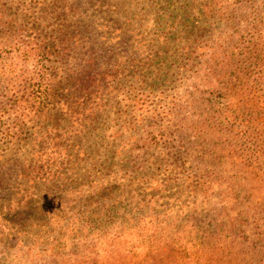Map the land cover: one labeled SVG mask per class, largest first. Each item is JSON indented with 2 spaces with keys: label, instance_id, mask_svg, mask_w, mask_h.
<instances>
[{
  "label": "rangeland",
  "instance_id": "1",
  "mask_svg": "<svg viewBox=\"0 0 264 264\" xmlns=\"http://www.w3.org/2000/svg\"><path fill=\"white\" fill-rule=\"evenodd\" d=\"M222 231L264 251V0H0V264Z\"/></svg>",
  "mask_w": 264,
  "mask_h": 264
},
{
  "label": "trees",
  "instance_id": "2",
  "mask_svg": "<svg viewBox=\"0 0 264 264\" xmlns=\"http://www.w3.org/2000/svg\"><path fill=\"white\" fill-rule=\"evenodd\" d=\"M65 38L61 37V40H59V42H62V48H65L66 46V40H64ZM67 51V52H66ZM51 50H46L44 51V53H46L47 56H50ZM62 59L65 61V63L68 64L67 67V71H65V74L69 77L73 79L72 76V71H71V62L69 63L68 59H69V50H65L62 52ZM66 78H63L61 82H64ZM72 79H69V82H71ZM71 98V95H68V98ZM70 101L68 100L67 103H69ZM72 104V103H71ZM258 226V225H257ZM234 229L237 228V226H232ZM256 227V226H255ZM221 233L222 235H216L215 233L212 234L214 237V241L217 245H214L212 247V251L215 253L216 256H219V254H221V258L220 259H216L213 262H208V263H203V264H261L262 259H260V256H258V254H264L263 249L257 252V244H259V242L261 240H263V237L260 236H255V242L252 244L254 247L248 249L247 246H242L243 243L239 244V242L237 241L236 237L234 236V233L232 231H228V232H218ZM245 234V233H244ZM115 241V240H114ZM113 244V243H112ZM115 245V244H113ZM110 245L107 247L106 252L108 255V261L106 262V264H122V263H118L117 257L118 255L122 256V257H127L125 255H121L120 252H125L124 248H111ZM178 247L176 248H170V249H165V248H159V249H155V252H157V258H155V261L152 259V257H150V253H152L150 251V255L148 254L142 258V262L139 264H175V263H167L163 261V257L166 258V256H169V259L172 257L174 250L178 249ZM193 249V248H192ZM149 250V248H148ZM254 250V253L253 251ZM115 251H117V253L115 254ZM225 252H227V254H231L232 255V260L228 261V262H223V259L225 258V256L223 255ZM257 255H256V254ZM134 255V252L130 255L132 256ZM194 256H192L190 258V260L188 261V263H179V264H197L194 261L193 257H198V252L193 254ZM199 258V257H198ZM156 262V263H155ZM85 264V263H84ZM93 264V263H90Z\"/></svg>",
  "mask_w": 264,
  "mask_h": 264
}]
</instances>
